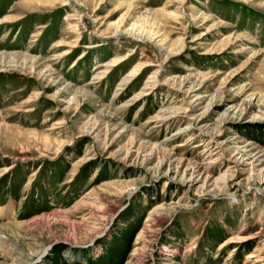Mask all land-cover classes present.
I'll list each match as a JSON object with an SVG mask.
<instances>
[{"label": "rangeland", "instance_id": "rangeland-1", "mask_svg": "<svg viewBox=\"0 0 264 264\" xmlns=\"http://www.w3.org/2000/svg\"><path fill=\"white\" fill-rule=\"evenodd\" d=\"M0 53V264H264V0H0Z\"/></svg>", "mask_w": 264, "mask_h": 264}, {"label": "bare ground", "instance_id": "bare-ground-1", "mask_svg": "<svg viewBox=\"0 0 264 264\" xmlns=\"http://www.w3.org/2000/svg\"><path fill=\"white\" fill-rule=\"evenodd\" d=\"M55 1H57V0H55ZM62 5H65V3H63ZM128 30H130V29H128ZM118 31H119V29H118ZM1 54V53H0ZM3 54V53H2ZM1 54V58H6L7 56H5V55H2ZM17 54V53H16ZM7 55V54H6ZM11 56V55H10ZM15 56V55H14ZM14 56H11V58H13ZM16 57V56H15ZM16 59H17V57H16ZM12 61H9L8 63H11ZM133 189V188H132ZM23 223L22 222H18V226L19 227H22L23 225H22ZM10 225V224H9ZM22 225V226H21ZM6 227V226H5ZM6 240V238L4 237V236H1L0 235V250H2L3 252H5V253H8L9 255H11L12 253H13V251H12V249L9 247H7V241H5ZM244 241V240H243ZM41 253V252H40ZM69 254V253H68ZM41 255V254H40ZM12 257V256H11ZM30 260H32L31 258H29V259H25L21 264H30L31 262H30ZM19 262H21V261H19Z\"/></svg>", "mask_w": 264, "mask_h": 264}]
</instances>
